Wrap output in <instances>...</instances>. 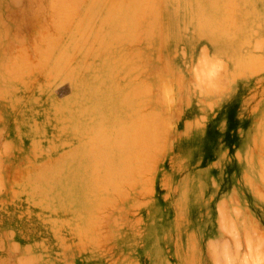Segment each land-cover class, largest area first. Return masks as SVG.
<instances>
[{
	"label": "rangeland",
	"instance_id": "1",
	"mask_svg": "<svg viewBox=\"0 0 264 264\" xmlns=\"http://www.w3.org/2000/svg\"><path fill=\"white\" fill-rule=\"evenodd\" d=\"M55 3L0 23V264H264V0Z\"/></svg>",
	"mask_w": 264,
	"mask_h": 264
},
{
	"label": "crops",
	"instance_id": "2",
	"mask_svg": "<svg viewBox=\"0 0 264 264\" xmlns=\"http://www.w3.org/2000/svg\"><path fill=\"white\" fill-rule=\"evenodd\" d=\"M17 2H21L22 8L27 11L36 10L43 16L40 20L38 27H43L46 25L51 26L50 17L55 16L56 10V0H0V23H3L4 16L7 15L9 11L15 10L17 8ZM52 12V13H51ZM4 47L0 46V63L3 62Z\"/></svg>",
	"mask_w": 264,
	"mask_h": 264
},
{
	"label": "bare ground",
	"instance_id": "3",
	"mask_svg": "<svg viewBox=\"0 0 264 264\" xmlns=\"http://www.w3.org/2000/svg\"><path fill=\"white\" fill-rule=\"evenodd\" d=\"M154 1V0H153ZM139 2V1H138ZM146 6V5H145ZM152 6H154V5H152ZM136 7V6H135ZM154 8V7H153ZM236 9V8H235ZM229 12V11H228ZM237 12V11H236ZM241 15V14H240ZM211 16V15H210ZM242 18V17H241ZM203 20V19H202ZM210 23V20H208V21H206V23L204 22H200V24L199 25H201L202 26V28L204 27V26H207L208 24ZM204 29V28H203ZM201 33V32H200ZM211 35H212V33H211ZM213 36V35H212ZM239 37V36H238ZM209 39H213V37L212 38H209ZM146 123V122H145ZM147 130V129H146ZM82 166V165H81ZM107 167V166H106ZM69 177H70V175H69ZM67 178H68V176H67ZM72 178V177H71ZM68 180H69V178H68ZM78 181V180H77ZM91 181V180H90ZM80 182V181H79ZM70 183V182H69ZM75 183V182H74ZM76 184V183H75ZM75 184H74V186H75ZM90 185V184H89ZM64 186V188H63V190H65L66 191V194H68L69 193V191H68V185H63ZM71 186V185H70ZM78 186H80V185H78ZM61 188V187H60ZM67 196V195H66ZM66 198V197H65ZM64 198V199H65ZM67 199H68V197H67ZM67 202V201H66ZM69 202V201H68ZM98 219V218H97Z\"/></svg>",
	"mask_w": 264,
	"mask_h": 264
}]
</instances>
